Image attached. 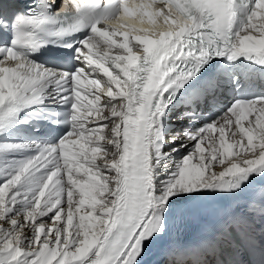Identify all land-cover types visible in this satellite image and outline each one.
I'll return each mask as SVG.
<instances>
[{"label": "snow or ice", "instance_id": "obj_1", "mask_svg": "<svg viewBox=\"0 0 264 264\" xmlns=\"http://www.w3.org/2000/svg\"><path fill=\"white\" fill-rule=\"evenodd\" d=\"M0 264H264V0L0 2Z\"/></svg>", "mask_w": 264, "mask_h": 264}, {"label": "bare ground", "instance_id": "obj_2", "mask_svg": "<svg viewBox=\"0 0 264 264\" xmlns=\"http://www.w3.org/2000/svg\"><path fill=\"white\" fill-rule=\"evenodd\" d=\"M10 138V137H9ZM11 139V138H10Z\"/></svg>", "mask_w": 264, "mask_h": 264}]
</instances>
